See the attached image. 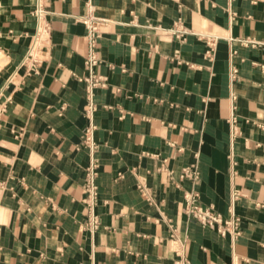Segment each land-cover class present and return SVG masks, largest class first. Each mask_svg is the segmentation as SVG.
Returning a JSON list of instances; mask_svg holds the SVG:
<instances>
[{
	"label": "crops",
	"instance_id": "obj_1",
	"mask_svg": "<svg viewBox=\"0 0 264 264\" xmlns=\"http://www.w3.org/2000/svg\"><path fill=\"white\" fill-rule=\"evenodd\" d=\"M37 1L0 0V264H264V0H41L42 41ZM87 6L103 20L91 95ZM189 192L240 236L189 220Z\"/></svg>",
	"mask_w": 264,
	"mask_h": 264
},
{
	"label": "built area",
	"instance_id": "obj_2",
	"mask_svg": "<svg viewBox=\"0 0 264 264\" xmlns=\"http://www.w3.org/2000/svg\"><path fill=\"white\" fill-rule=\"evenodd\" d=\"M33 15L37 23L34 40L42 41L45 34L47 33V26L44 20L45 12L43 10L41 0L37 1ZM79 21L81 24H83L86 30V53L84 56V67L87 72V75L83 78H80L79 81L85 85L87 95H91L93 90L102 86V80L97 76L95 69L100 63L98 56V40L101 37L100 28L103 20L94 14L92 6H87L85 14L79 18ZM157 29L162 31L166 36H171L174 38H179V36L186 34V31L183 29V27L179 26H174L168 29ZM86 108V112L91 113L94 110L92 105H89ZM94 130L95 127L93 126L85 128L82 137L84 146L91 150L96 148V144L93 140ZM98 174V162L95 159H92L88 168L86 169V175L82 185V204L85 208V215L81 224V228L84 231H88L90 234L96 233L100 227V220L96 214L98 200ZM180 178L196 182L199 179V174L195 170L184 169L180 175ZM184 214L192 222H195L204 228L215 231L221 236L229 234L233 240H236L240 236V218H223L212 207L203 206L200 203L198 194L195 192H189L184 195ZM175 264H184V260H178L175 262Z\"/></svg>",
	"mask_w": 264,
	"mask_h": 264
},
{
	"label": "rangeland",
	"instance_id": "obj_3",
	"mask_svg": "<svg viewBox=\"0 0 264 264\" xmlns=\"http://www.w3.org/2000/svg\"><path fill=\"white\" fill-rule=\"evenodd\" d=\"M1 57V56H0ZM2 65L1 61H0V66Z\"/></svg>",
	"mask_w": 264,
	"mask_h": 264
}]
</instances>
